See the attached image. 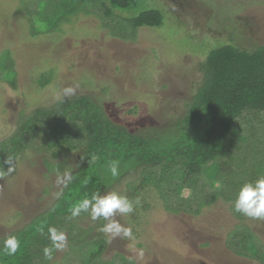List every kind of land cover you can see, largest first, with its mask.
<instances>
[{"label":"rangeland","instance_id":"obj_1","mask_svg":"<svg viewBox=\"0 0 264 264\" xmlns=\"http://www.w3.org/2000/svg\"><path fill=\"white\" fill-rule=\"evenodd\" d=\"M19 6L20 0H0V77H18L15 88L0 82V142L15 135L19 121L31 110L52 106L62 88L76 85L73 96H90L120 128L139 135L174 128L203 83L202 64L212 50L225 43L247 50L264 44V0H142L133 11L120 13L133 19L158 9L165 13L164 23L139 28L135 40L127 39L133 33L112 36L102 18L84 13L62 22L52 34L42 33L40 17L36 30L41 32L33 35L25 14L16 12ZM7 48L15 69H4L11 62L4 55ZM40 74L48 81L45 87L38 83ZM163 135L153 143L165 146ZM46 140L38 138L42 148L21 149L15 157L16 171L0 179V241L39 223L44 230L54 228L66 236L64 247L53 249V259L46 264H261L237 256L239 241L230 242V237L243 223L251 229L248 241L264 248V219L239 221L232 201L225 199L200 209L199 215L171 214L161 193L140 186L143 166L104 191L139 199L133 213L115 217L132 228L134 240H109L99 231L106 221H93L88 213L70 217L64 228L56 226L62 217L67 220V210L59 208L74 205L65 185L56 183L57 170L77 171L84 154L81 149H48ZM7 143L13 149L16 141ZM134 183L140 187L136 191L129 189ZM47 236L50 233L32 244L45 247ZM139 249L144 251L142 258L137 256Z\"/></svg>","mask_w":264,"mask_h":264},{"label":"trees","instance_id":"obj_2","mask_svg":"<svg viewBox=\"0 0 264 264\" xmlns=\"http://www.w3.org/2000/svg\"><path fill=\"white\" fill-rule=\"evenodd\" d=\"M140 1L20 0L16 12L25 14L33 35L41 32L36 30L40 17L44 27L42 33L52 34L62 22L70 23L73 16L84 13L102 18L112 36L120 37L116 32L129 36L133 33L127 39L134 37L135 40L139 28L161 27L165 16L161 10L149 9L133 19L124 18L120 11H133ZM4 51V55L11 59L9 67L4 69H15L11 49ZM201 70L203 83L192 95L187 112L178 119L174 128L155 135H139L110 122L90 96H71L26 114L19 121L15 135L8 139H15L14 148L11 149L8 140L0 142V163L7 156L16 157L24 147L42 148L43 143L37 144L38 138L47 137L48 149L83 151L84 157L78 170L71 173L74 177L64 187L71 204L75 205L85 197L90 198L93 192H104L112 187L115 180L140 166H143L144 174L140 186L144 189L154 187L161 193L164 207L171 214L199 215L200 209L203 211L204 207L220 199L233 203L244 182L264 176V44L247 50L225 43L211 51ZM17 78L8 81L7 76L0 77V82L6 81L11 88H15ZM38 79L41 87L47 85L46 76L40 74ZM191 125H200L201 128L194 131ZM160 135H163V143L166 144L163 147L153 143ZM109 161L119 162L118 177H112L108 171ZM7 166L4 164L5 170ZM138 188L134 183L129 189L136 191ZM74 205L59 208L67 210L64 213L67 220L62 217L56 226L60 224L63 227V223L69 222ZM231 209L239 221L247 218L235 212L233 204ZM237 227L239 230L230 237V242L239 241L238 252L234 253L264 264V248L255 241H248L252 239L251 229L243 223ZM49 230L40 228L37 223L30 231L27 227L9 235L16 236L19 241L13 255L2 251L8 236L3 238L0 241V264L49 263L43 249L51 242L50 236L44 238L45 247L37 249L36 243L32 244V241L41 240L44 234L48 235Z\"/></svg>","mask_w":264,"mask_h":264},{"label":"clouds","instance_id":"obj_3","mask_svg":"<svg viewBox=\"0 0 264 264\" xmlns=\"http://www.w3.org/2000/svg\"><path fill=\"white\" fill-rule=\"evenodd\" d=\"M68 86L62 88L57 93V99L63 101L64 98L75 95L76 88ZM95 159V158H93ZM4 164L8 165L5 170ZM16 171V158L14 156H7V159L0 163V179L5 176H11ZM108 171L112 177H118L119 162L109 161ZM72 174L65 170L62 174L57 170L56 183L64 184L65 186L71 182ZM140 201L137 198L135 201L130 200L126 195H121L116 191L93 192L89 197H85L77 202L72 210L71 217L75 218L81 213H88L93 221L103 219L106 223L102 224L99 231L106 235L111 240L116 237L127 238L134 240V234L131 227H125L118 220L115 219L117 214L128 215L135 211V207L139 205ZM233 210L245 217L252 219H264V176H260L254 181L244 182L235 194L233 202ZM50 231V239L52 247H45L43 255L46 260L53 259V249H60L64 247L66 236L63 232H59L52 228ZM19 247L18 238L14 235L8 236L3 242L2 251L7 255H13ZM143 249L137 250V256L143 257Z\"/></svg>","mask_w":264,"mask_h":264},{"label":"crops","instance_id":"obj_4","mask_svg":"<svg viewBox=\"0 0 264 264\" xmlns=\"http://www.w3.org/2000/svg\"><path fill=\"white\" fill-rule=\"evenodd\" d=\"M252 260V259H251Z\"/></svg>","mask_w":264,"mask_h":264}]
</instances>
